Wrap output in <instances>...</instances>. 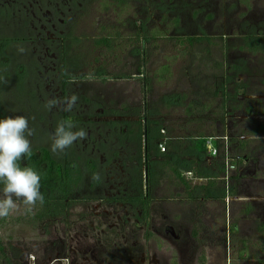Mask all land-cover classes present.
<instances>
[{
  "label": "rangeland",
  "instance_id": "374dc122",
  "mask_svg": "<svg viewBox=\"0 0 264 264\" xmlns=\"http://www.w3.org/2000/svg\"><path fill=\"white\" fill-rule=\"evenodd\" d=\"M56 9L62 15L52 29L48 19ZM141 27L149 37L144 47L156 49H151L142 74L115 78L134 70L133 49L142 45V37L136 42ZM47 29L51 31L46 34ZM54 30L63 32L58 49L70 77L64 86L52 81V65L45 69V62H39L40 41L56 37ZM203 34L213 38V59L230 78L224 98L198 95V79L220 72L203 54L175 40ZM103 37L112 40V48L94 45ZM0 40H6L0 60H8L6 67L0 64V119L28 117L35 129L32 151L46 148L56 162L72 161L86 176V163L93 160L101 179L96 193L85 180L83 193L54 217L38 219L37 208L27 213L17 202L19 207L3 218L0 229L6 257L23 256L29 264H264V0H0ZM18 46L26 51L19 53ZM55 47L45 50L46 58L57 54ZM164 65L169 70L160 75ZM96 70L103 71L105 80L100 81ZM72 94L79 97L72 112L44 108L48 99ZM175 95L182 100L173 107L161 104L162 97ZM188 102L205 105L203 114L192 118L202 123L190 122L184 114ZM102 109L105 114L145 113L166 128L178 126L179 133L201 126L206 133L224 135L223 185L235 195L187 198L156 166L144 213L127 200L148 189L143 164L133 179L125 156L113 157L115 163L100 171L107 155L93 147L90 136L107 139L111 127ZM62 119L71 120L74 130L86 129L88 136L56 154L49 137ZM112 151L108 146L106 153ZM209 161L216 172V153ZM185 176L191 185L205 182ZM55 242L65 247V257L45 258L38 246ZM3 258L0 255V264H5Z\"/></svg>",
  "mask_w": 264,
  "mask_h": 264
},
{
  "label": "trees",
  "instance_id": "16d2710c",
  "mask_svg": "<svg viewBox=\"0 0 264 264\" xmlns=\"http://www.w3.org/2000/svg\"><path fill=\"white\" fill-rule=\"evenodd\" d=\"M114 1L121 2L123 0ZM141 37L142 45L136 46L133 49L135 53L134 70L132 73L120 74V78H130L132 75L142 74V68L148 63L152 54L151 49L153 51L156 49V46L149 49L144 47V41L149 37L143 31L142 27L136 32V42ZM175 40L178 44L187 45L189 50H195L203 54L204 58L212 61L217 71L220 72L219 74L210 73L209 75H205L204 78L198 79L200 89L198 95L210 100L219 97L224 98L227 95L226 89L230 78L223 72V65L213 59V38L203 34L184 38L178 37ZM3 41L0 40V50L3 46ZM111 44H113L112 40L107 37L99 38L94 42L96 47L103 45L112 48ZM4 62L2 63L0 60V64L6 67L8 60L7 63ZM168 70V66H162L160 75L168 72ZM22 73L23 71L20 74ZM180 100L182 99L177 95L165 96L161 98V104L165 108H171L179 103ZM222 107L224 106L222 105ZM204 108L206 109L203 104L198 105L193 102H188L186 107H184V114L191 119L190 122L202 123V121L198 120L192 121V118L196 114L202 115L203 110H205ZM142 121L144 124H141ZM135 125V131L139 137L145 134L146 149L144 158L147 161V165L150 166L149 177H152L154 167L158 166L162 168L167 173V176L174 180L173 184L183 188L186 197L190 199L197 197L206 200H220L226 196L235 195L232 189H227L223 185L224 179L222 177L227 174L226 147L228 143L224 135H215L213 132L206 133L201 126L199 128L195 127L193 130L189 126L190 128L186 129L188 133H179L177 131L179 130L178 126L166 128L163 121L150 120L146 114L140 116V120ZM166 129L169 131V134H165ZM210 138L212 139L211 142L209 141ZM208 143H211V147L216 150V157L219 159L216 172L212 170L211 164L208 165L210 163V157L212 156V150ZM241 143L243 147L244 142ZM159 145L160 147L163 145L164 151L160 150ZM20 163L21 166L32 167L41 177L40 191L44 195V203L41 205L38 202L35 205V208H37L36 217L38 219L43 220L61 214L63 211L65 212L67 204L71 200L76 199L75 193L84 190L81 185H83L85 176L81 169L72 161L65 160L62 163L56 162L46 148L32 151L31 157H25ZM90 168L93 174H95V167L91 166ZM185 173H190L192 179L205 180V182L191 185ZM2 189L3 184H0V195H3ZM141 202L145 204L142 200ZM2 223L3 218H0V229ZM38 247L42 249L45 258L55 259V254H58V258L65 257V247L59 245L57 242L52 244L44 243ZM6 250L7 248L0 237V255L5 257L3 258L5 264H29L24 260L23 256L19 260L6 257ZM33 264H38V260Z\"/></svg>",
  "mask_w": 264,
  "mask_h": 264
},
{
  "label": "clouds",
  "instance_id": "9594fccd",
  "mask_svg": "<svg viewBox=\"0 0 264 264\" xmlns=\"http://www.w3.org/2000/svg\"><path fill=\"white\" fill-rule=\"evenodd\" d=\"M17 51L24 53L26 49L18 46ZM79 97L72 94L65 99L50 98L44 104L47 111L57 108L63 112H72L78 104ZM75 129L71 120H60L50 134V149L53 153L62 154L77 141L87 138L84 128ZM35 129L29 126V119L23 115H9L0 119V184H3V196L0 198V218L8 217L22 202L27 213H31L35 205H43L44 195L40 188V174L32 167L21 166L25 157L32 155L30 137ZM94 180H99V173L93 174Z\"/></svg>",
  "mask_w": 264,
  "mask_h": 264
},
{
  "label": "flooded vegetation",
  "instance_id": "af4514ba",
  "mask_svg": "<svg viewBox=\"0 0 264 264\" xmlns=\"http://www.w3.org/2000/svg\"><path fill=\"white\" fill-rule=\"evenodd\" d=\"M54 14L48 19V27L51 25L52 29L55 27V23L58 20L59 21V16L62 15V11L61 10H53ZM71 12V10H70ZM57 16V19H56ZM43 30H41L40 32H44V28H42ZM49 29L46 30V34L49 33ZM54 34H56V37H52V38H47L45 39V41H40L41 42V47L42 50L40 51L41 54H43L42 56L39 57V62H45V65L43 67L48 68V64H50V74L53 75L52 81L59 80V82H61L63 84V86L67 83L68 80H70V77H68L65 73H64V69H63V52L58 49L59 48V43L58 41H60V37L61 35H63L62 30H58V32H55L54 30ZM45 43V44H44ZM56 43V47L55 50L57 51V54H53L52 56L45 57V50L48 51V49H52V47H54ZM54 44V45H53ZM5 63H7V60H4ZM57 69V70H56ZM100 70V69H99ZM99 70H96L94 73H96V76L102 80H105V78L107 77H101L102 72H100ZM53 71V72H52ZM56 71V72H55ZM47 72V71H46ZM98 74L100 76H98ZM120 75H115V78L118 79H124V78H120ZM46 78H51L52 76H48L46 74L45 76ZM131 78V77H130ZM75 79V78H74ZM83 80L86 78H82V77H76V80ZM53 83V82H52ZM104 110H101V116H104ZM105 115H107L105 119H107V123L106 125L110 126L111 128L109 129L108 132V136L106 135L107 139H103L101 140L100 138H92V136H90V140L92 142L93 147L98 146V150L105 152L104 155H107L106 157H104V159L102 160V164L100 167V171L101 172H105L107 171V167L112 164L115 163V159L113 157H124L125 156V160L124 162H126V166L127 168L132 166V170L130 173L133 179V176L135 173H138V164L141 166L142 164L144 165V181L146 182L145 184L148 186V189L146 192H140L138 195H134V196H129L127 198V200L129 202H131L132 205L140 207L144 213L147 212V208H148V201H149V197H148V191H149V187L150 184L152 182V177H149V167L147 165V161L145 160V149H146V139H145V134L141 135V137L138 136L137 132L135 131V123H137L140 120V116L145 115V113L141 112L139 113L138 111H136L135 113H130V114H119L116 112H113L112 110L110 112H107ZM147 115V114H146ZM110 121V122H109ZM96 125L98 124L97 122L95 123ZM141 124H144L143 121L141 122ZM133 125V126H131ZM131 126V127H130ZM123 129V131L121 130ZM89 140V139H88ZM143 140V141H142ZM99 141V142H98ZM108 146L110 147H114V151H112V155H109V153H106V150L108 149ZM164 149V148H163ZM118 151L116 154L115 152ZM103 158V157H102ZM64 162V161H63ZM90 164L86 163V166L91 167L94 166L96 168L95 162L93 160L89 161ZM111 166V165H110ZM134 168V169H133ZM137 169V170H136ZM96 170V169H95ZM90 172L87 174L88 176H85V180L88 183V187L90 189H93L96 192H99V183L101 181V179L99 180H94L93 177V172L90 168L89 170ZM128 171V170H127ZM95 173H97L95 171ZM140 173V172H139ZM190 175V173H188ZM89 177V178H88ZM119 177V176H118ZM119 179L121 180V178L119 177ZM136 179V178H135ZM85 180L83 182V185L85 183ZM196 180H200V179H196ZM109 181V178L108 180ZM202 181V180H200ZM130 182V180H129ZM134 182V180H133ZM93 184V185H92ZM132 184V182H131ZM201 184V183H200ZM84 190L75 193V198H77V194L83 193ZM80 197V196H79ZM95 198L99 199V196H96ZM101 198V197H100ZM115 200V199H114ZM141 200L143 202H145V204H143L141 202ZM66 210V209H65ZM151 236V234H149Z\"/></svg>",
  "mask_w": 264,
  "mask_h": 264
},
{
  "label": "built area",
  "instance_id": "2783aa9c",
  "mask_svg": "<svg viewBox=\"0 0 264 264\" xmlns=\"http://www.w3.org/2000/svg\"><path fill=\"white\" fill-rule=\"evenodd\" d=\"M208 145L211 147V143H208ZM211 150H212V154L216 153V150L214 148L211 147Z\"/></svg>",
  "mask_w": 264,
  "mask_h": 264
}]
</instances>
